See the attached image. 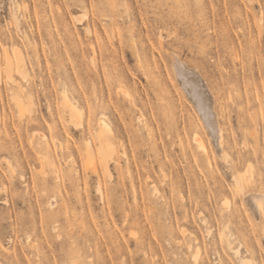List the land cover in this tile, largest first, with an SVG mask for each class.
Returning <instances> with one entry per match:
<instances>
[{
    "label": "rangeland",
    "instance_id": "374dc122",
    "mask_svg": "<svg viewBox=\"0 0 264 264\" xmlns=\"http://www.w3.org/2000/svg\"><path fill=\"white\" fill-rule=\"evenodd\" d=\"M15 48L24 75L4 67ZM108 94L105 166L86 140ZM250 190L264 0H0V264H264Z\"/></svg>",
    "mask_w": 264,
    "mask_h": 264
},
{
    "label": "bare ground",
    "instance_id": "6f19581e",
    "mask_svg": "<svg viewBox=\"0 0 264 264\" xmlns=\"http://www.w3.org/2000/svg\"><path fill=\"white\" fill-rule=\"evenodd\" d=\"M86 31L87 32L92 31L90 28V25L86 26ZM180 64H178V62L175 63V61H174V65H175V68L177 69V73H180V71L183 70V67H182L183 64L182 63H180ZM22 66H23V58H22L18 48L14 49L13 55L10 54L9 52L5 53V66L4 67L8 73L12 72V70H14V69L15 70L17 69L19 72H21L24 75L25 71H24V67H22ZM25 74H26V72H25ZM179 75L181 77L184 76V74H179ZM10 76H11V73H10ZM194 94H195V96H198V98H199L197 100H198V104L200 105V107L204 108L205 113H207L206 115L209 114L207 116L209 122H211L212 120L215 121L216 118L214 119L211 111L206 112L207 106L203 105V102L205 103V101L202 99L201 91L197 88V86L194 89ZM109 96L110 95L108 94L107 102H105L103 105H101L99 107V110H98L99 115H98L97 122H96L97 127H95L92 134H89V136L87 137V140H86V144H87L88 148H91L94 140L96 141L98 152L101 155V157L104 159L105 163L104 162L103 163L105 166H107V158L109 156H111V154H113V152L115 151L113 140H112L111 123L107 119V117L104 115L109 110H110V112L112 111L113 113H116V110H117V107L113 103L110 102L111 97H109ZM121 96L123 98H128L130 95H129V93H127V91L122 90ZM200 97H201V99H200ZM83 98L86 99L84 95H83ZM16 103L19 105L20 110H21L22 109L21 104L18 101H16ZM132 103L135 104L134 99L132 100ZM63 106L69 112L70 123L73 124L74 126H79L78 125L80 123V122H78L79 121V115H80L79 110L77 109L75 103H73L72 100L69 99V97L66 93L63 94ZM88 112H90V109H88ZM87 123L89 125L90 116L88 117ZM214 134H217V138L220 139V146L216 147L217 151L219 153L223 152L221 149L223 136L220 133V130L214 131ZM197 141H198L199 146L203 150H205V144L200 138H198V136H197ZM224 155H225V153L223 152V156ZM246 171H248V166L246 167ZM242 197H243L244 203L248 207L250 205V207L252 208L253 214H255L256 212H259L262 216L264 215V193L263 192L251 191V190L245 191V192H243ZM252 206L255 208H253ZM241 264H252V263L249 261V259L242 258Z\"/></svg>",
    "mask_w": 264,
    "mask_h": 264
}]
</instances>
